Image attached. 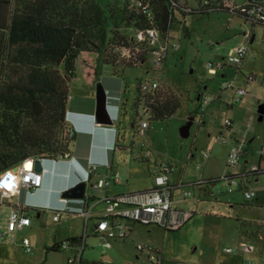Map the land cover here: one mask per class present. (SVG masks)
<instances>
[{
  "label": "rangeland",
  "instance_id": "374dc122",
  "mask_svg": "<svg viewBox=\"0 0 264 264\" xmlns=\"http://www.w3.org/2000/svg\"><path fill=\"white\" fill-rule=\"evenodd\" d=\"M96 1L105 6L112 0ZM182 3L192 12L184 18L176 14L167 38L156 36L146 62L125 72L126 113L122 114L119 129L126 148L115 151L113 169L126 183L112 184L110 197L150 190L154 161L162 165L173 159L177 168L170 174V180L173 176L177 184L184 186L202 184L176 191L179 195L183 190L190 192L180 206L192 214L184 227L179 231L156 229L152 234L149 246L161 251L163 264H242V261L243 264H264V165H261L263 173L257 176L235 178L236 187H228V182L223 180L227 175L242 174L244 151L247 152L246 169L257 166L256 151L264 146V116L262 121L257 120V108L264 104V29L259 25L251 27L242 17L226 11L206 10L208 7L200 11L204 0H183ZM250 34H253L251 42ZM240 43L246 46L247 55L238 72L237 66L227 62V57ZM160 57L163 62L155 66ZM218 62H223L224 67L215 75L209 74L206 65ZM139 81H154L159 88L170 89L178 97L180 107L172 117L162 121H150L139 108L140 119L148 127L142 133L137 130L135 133L130 125V105ZM83 84L78 72L77 80L70 86L68 104L80 105L88 100L95 103L98 84L110 91L123 89V82L112 77L106 67L101 69L92 89L86 90ZM227 85L229 88H224ZM237 89L245 95L235 103ZM197 91L210 99L206 107L195 99ZM190 118L193 122L189 135L183 138L181 128ZM225 120L231 122L230 127L224 126ZM218 136L224 137L226 143L217 142ZM232 147L241 148V154L236 165L228 167L227 156ZM69 149L73 150L72 143ZM147 151L150 156L146 161ZM203 153L208 156L206 162L201 157ZM211 179L216 181L207 183ZM246 189L254 193L250 200L243 197ZM7 211L6 206L0 207V227L8 217ZM28 215L29 229L14 238H0V264H67V257L72 253L68 249L52 251L51 247L58 241L67 245L66 235L70 233L81 239L84 251L80 257L84 261H98L106 255L118 264L145 263V257L135 249L136 245H148L144 244L143 235L133 241L115 240L110 249H103L97 237L91 235L93 220L64 223L61 217L56 223L48 211L41 212L40 218L35 211ZM23 238L30 241L31 254L23 252ZM241 243L252 246L254 252L243 256ZM228 248L231 253L225 252Z\"/></svg>",
  "mask_w": 264,
  "mask_h": 264
},
{
  "label": "trees",
  "instance_id": "16d2710c",
  "mask_svg": "<svg viewBox=\"0 0 264 264\" xmlns=\"http://www.w3.org/2000/svg\"><path fill=\"white\" fill-rule=\"evenodd\" d=\"M182 1L112 0L101 6L96 0H0V174L27 159L58 161L70 152L74 133L67 138L71 129L66 120L67 105L70 86L77 80L78 72L86 90L93 88L104 67L123 82L111 156L116 150L125 149L119 129L122 114L126 113L125 72L141 67L152 52L148 31L166 39L175 15L184 18L192 12ZM230 2L231 8L227 6ZM239 4L241 0H204L200 11L222 10L247 21L246 15L232 8ZM205 7L208 8L202 9ZM254 25L264 29L262 24ZM144 83L148 81L135 85L130 105V125L135 133L141 131L143 122L139 108L150 121H162L180 107L178 97L170 89L159 88L156 82L157 89L143 92ZM201 97L196 93V100ZM263 161L264 156L259 157L257 169L250 176L263 173ZM156 167L158 174L171 170L170 164ZM165 168L167 171L161 172ZM238 177L243 175H227L223 179ZM201 184H173V198L175 191ZM95 229L93 225L94 234ZM80 240L69 239L67 243ZM60 247L56 244L51 250L58 251ZM78 264L103 263L86 262L80 257Z\"/></svg>",
  "mask_w": 264,
  "mask_h": 264
},
{
  "label": "built area",
  "instance_id": "2783aa9c",
  "mask_svg": "<svg viewBox=\"0 0 264 264\" xmlns=\"http://www.w3.org/2000/svg\"><path fill=\"white\" fill-rule=\"evenodd\" d=\"M232 3L227 4L231 8ZM240 14L247 16V22L250 24H262L264 25V0H241V4L233 6ZM148 38L150 44L153 46L156 41V34L153 31H148ZM246 57V47L244 45H238L233 48L227 57V62L233 65H239L242 60ZM160 61V59H159ZM159 61L155 63V66H159ZM223 62L208 63L206 69L209 74H217L223 67ZM250 80L252 78L250 77ZM158 85L156 82H148L141 85V91L151 92L157 89ZM224 88H229V85ZM245 95V92L241 89L235 91L234 102H238L240 98ZM210 102L208 97L202 100V105H207ZM231 122L228 120L224 121L226 128L230 127ZM148 125L146 122H142L140 125L141 131L146 130ZM73 134L72 129H69L67 138H70ZM217 142L225 144L226 140L224 137H217ZM242 144V143H241ZM241 148L232 147L227 156V166L234 167L237 162V158L240 157ZM258 157L264 156V146L256 151ZM62 159L70 158L69 152H66ZM149 156V152H145V157ZM207 154L203 153L202 158L207 159ZM30 164V167L26 165ZM96 165H90L88 172L92 173L96 169ZM164 167V165L162 166ZM255 165L245 170L243 177L249 175V173L256 171ZM166 168L162 169L161 172H166ZM6 177V178H4ZM6 180L7 186L0 188V195L2 198L8 196L16 190L24 189L31 193L41 188L43 184V174L34 170V160L27 159L20 163L16 168L7 170L0 174V179ZM228 182V187H236L238 183L235 178L223 179ZM88 174H85L83 182H89ZM14 182L16 187L13 191L10 190V186ZM110 182L115 184H121L122 181L117 174H111L110 177L103 178L93 185V189H100L108 186ZM190 196V192L183 190L181 198L185 199ZM254 196L252 191L243 192V197L246 200L251 199ZM173 200V189L167 181V173H159L154 178V187L149 191H144L135 194L120 195L117 197H111L105 199L104 211L95 224L96 226V237L102 248L109 249L111 247V241L115 238L125 239L127 231V223L138 224L141 226H156L164 230H178L181 228L189 219L190 214L183 210H178L172 207ZM66 202V203H65ZM67 200H64L65 206L60 209H53L52 220L57 222L59 215L63 212L79 213L84 216L87 221L89 218L90 210L93 207H89L86 204V199L76 200L77 205L67 204ZM75 207V208H74ZM89 207V208H88ZM76 210H74V209ZM30 225V219L23 215L20 211L19 206L12 209L6 219L3 227H0V238H10L16 228L28 227ZM63 249L67 246H62ZM21 248L25 254H31L32 248L30 241L24 238L21 241ZM136 250L145 257L144 264H161V259L158 254L152 251V249L137 245ZM82 248L80 252L73 254L67 261V264H78ZM241 253L253 252V247L248 244L240 245ZM225 252L231 253L230 248L226 249ZM176 264H187V263H176ZM250 264H253L252 262Z\"/></svg>",
  "mask_w": 264,
  "mask_h": 264
},
{
  "label": "crops",
  "instance_id": "0c3cea01",
  "mask_svg": "<svg viewBox=\"0 0 264 264\" xmlns=\"http://www.w3.org/2000/svg\"><path fill=\"white\" fill-rule=\"evenodd\" d=\"M246 23L248 25H250L251 27L255 26V25L252 26V24L248 23L247 21H246ZM249 38H250V42L253 41V34H250ZM240 45H244V44L240 43ZM246 52H247V48H246ZM246 55H247V53H246ZM221 77H225V75L222 74ZM105 90L108 92L109 95H112V96H120V94H121V91H118V92L110 91L107 88H105ZM197 93L201 94L202 100L206 97L201 91H197ZM200 102H201V100H200ZM258 102H260V101H258ZM207 105H205L204 107H206ZM109 112L112 115L115 114V110L112 108L109 110ZM67 113H68V119L72 122V124L76 128V133L74 134V140L72 142L73 150L70 149V158L68 160L60 161L56 164L45 165L44 168L46 169V171L43 173L44 174L43 175V185L38 190L32 191L31 193L27 192L24 189L16 190L4 198H2L0 195V207L3 205L6 206V208H8V211H7L8 215H9L10 211L12 209H14L16 206H19V209L23 213V215L28 217L29 219H30V217H29L28 213L30 211L37 212V218H40L41 212H43V211H48L52 215L53 209H60L63 206H65L66 202L63 203V201H61V197H60L61 192L71 188L72 186H74V185L78 184L80 181H82L85 177L84 169L89 168L90 165H96L97 167L90 174V181H89L88 185L86 186V191L89 188L90 193H88V195H86V192H85V195H86L85 197L87 198L86 204L89 205V207L93 206L90 210L88 220L86 221L84 216L79 214V213L63 212L59 215V219L56 222V223H59L61 220V217L64 218V221H63L64 223L75 222V223L79 224L81 220L85 221V222H88L89 220H93V223H92V226H93L97 223V221L99 220V218L101 217V215L104 211L105 203L103 200H105L106 198H111L110 197L111 185L113 184L114 186L115 185L120 186V185H124L126 183V181L123 182L121 180L122 181L121 184H115L113 182H110V184L108 186H105V187L100 188V189H96L97 191H95V189H93V185L96 184L99 180L106 178V177H110L111 174H116V172L113 169V157H114V155L111 156V152H110V146H111L112 141H113L114 131L111 129L112 126H107V127H103V128H101V127L98 128L96 126V123H94L95 103L91 102L89 100L85 104H80V105L73 104V103L68 104L67 105ZM246 156H247V152L244 151V154L242 156L243 168L241 169L242 172L240 171L241 173H244L245 170H247L246 167L248 165V161H247ZM144 158L147 161L148 157L144 156ZM169 160L171 162L170 161L167 163L165 162L161 166L166 165V164H170L171 170H170V172L167 173V181L170 185H173V184L176 185L177 183H176V180L174 179V177L172 176L171 180H170L169 176H170V174L173 173L174 169L177 168V163L173 159H169ZM204 160L206 162L208 160V157H207V159H204ZM154 164H155V172L152 174L155 178V176H157V174H158V169L156 166H160V165L158 163H156L155 161H154ZM262 164L264 165V161ZM198 168H199V166H198ZM53 172H55V174H53ZM47 175H49L53 179L49 180V178H46ZM247 176H249V175H247ZM4 184L7 186V182H5ZM4 184H0V188H4V186H5ZM153 186H154V181H153V184L150 187V189H152ZM15 187H16V184L14 182H12V184L10 186V190L13 191L15 189ZM91 191H95L96 193H91ZM246 191H249V189H246ZM178 193H180V192H178ZM178 193H176V191L174 192V198L172 200V207L175 209H178V210H183V208H181L180 206H182V204H183L182 201H184L185 199L181 198L180 197L181 195H179ZM67 201H68L67 204H69V205L75 206L78 204L76 202V200H67ZM74 210H76V209H74ZM183 211H185V210H183ZM191 217L188 219V221L191 219ZM135 225L136 224H133V223H127L126 238L125 239H119V238L113 239L111 241V247H112V242L115 240L133 241V240L137 239L138 236L143 235L142 239L145 242L144 244H148V245H142V246H146V247L152 249V251H154L155 253H157L159 258L161 259V262H162L161 264H163L164 259L161 255V251L160 250L158 251L157 249L150 247L151 245L149 246V244L151 243L150 241H152V239H151L152 234L154 232H156V229H161V228L156 227V226H141V225H139L140 227H142V229H137ZM184 225L176 231L181 230L184 227ZM30 227H31V220H30V225L28 227L24 226L22 228H16L10 238H14L15 235L29 229ZM162 230H164V229H162ZM91 235L96 237V235L93 232H91ZM66 236H67L66 241H68L69 239H79L76 235H74V233H70L69 235H66ZM81 242L82 241L80 240V242L76 243V244H68L67 243L68 246L66 245L67 247L64 249L62 247L65 245L63 243V241H58V242L54 243L53 246L55 244H61L59 251L60 250L66 251L68 249V251H70L72 253L71 255H69V257H67V261H68V259L73 254H76L78 252V248H79V246H81ZM241 244H244V243H241ZM136 246H135V248H136ZM83 251H84V247L82 246L81 256H82ZM253 252H254V249H253ZM138 253L140 255H144L140 252H138ZM249 253H252V252H249ZM249 253H241V254L243 256H245ZM105 256L106 255L102 256L101 259L98 260L97 262L103 263V261L107 260L106 258L108 257L111 260L110 264H118V263L114 262V260L111 257L107 256L105 258ZM86 262H93V261H86ZM171 264H176V263H171ZM242 264H243V261H242Z\"/></svg>",
  "mask_w": 264,
  "mask_h": 264
},
{
  "label": "water",
  "instance_id": "95a60500",
  "mask_svg": "<svg viewBox=\"0 0 264 264\" xmlns=\"http://www.w3.org/2000/svg\"><path fill=\"white\" fill-rule=\"evenodd\" d=\"M106 97H107V91L105 88L98 84L95 89V113H94V119L95 122L99 127L110 125L111 121L109 118V114L106 108ZM198 100V99H197ZM257 120L262 121L263 116H264V104H260L257 108ZM193 118H190L188 122L181 128V137L186 138L189 135V128L192 125ZM47 164H56V162L51 163V161L46 160V161H40V160H35L34 161V170L36 172H45L46 169L44 168V165ZM55 174V172H53ZM46 178H49V180L53 179L49 175L46 176ZM86 186L87 184L84 182H80L71 188L64 190L61 192L60 197L61 200H82L85 192H86ZM107 256H105L106 258ZM107 260L103 261V264H110L111 260L107 257Z\"/></svg>",
  "mask_w": 264,
  "mask_h": 264
},
{
  "label": "clouds",
  "instance_id": "9594fccd",
  "mask_svg": "<svg viewBox=\"0 0 264 264\" xmlns=\"http://www.w3.org/2000/svg\"><path fill=\"white\" fill-rule=\"evenodd\" d=\"M201 103V102H200ZM201 105H202V103H201ZM202 106H205V105H202ZM106 108H107V111H108V114H109V118H110V121H111V124L110 125H106V126H102L101 128H103V127H107V126H112L111 127V129L114 131V136H113V141H114V137H115V126H116V123H117V121H118V119H119V115H120V99H119V96H112V95H109L108 94V92H107V97H106ZM114 109L115 110V114L114 115H112L110 112H109V110L110 109ZM66 120H67V122L70 124V128L72 129V131H73V133L75 134L76 133V128H75V126L72 124V122L68 119V113H67V117H66ZM94 123H96L95 122V119H94ZM96 126H97V124H96ZM98 127V126H97ZM78 132V131H77ZM143 132V131H142ZM113 141H112V144H113ZM112 144H111V146H110V152H111V150H112ZM69 154H70V152H69ZM69 159V158H68ZM68 159H61V160H58V161H55V160H49V161H51V163H53V162H56V163H58V162H60V161H63V160H68ZM84 174H88V176H89V179H90V174L91 173H89L88 172V168L87 169H84ZM39 173H42L43 174V172H39ZM44 175V174H43ZM84 180V179H83ZM83 180L82 181H80V182H83ZM79 182V183H80ZM84 183H86L87 185H88V183L87 182H84ZM43 185V184H42ZM42 187V186H41ZM86 195H84V197H85ZM83 197V198H84ZM86 198V197H85ZM87 199V198H86ZM65 200H68V199H65ZM61 201H64V200H61ZM81 248H82V246H81ZM82 252V251H81Z\"/></svg>",
  "mask_w": 264,
  "mask_h": 264
},
{
  "label": "bare ground",
  "instance_id": "6f19581e",
  "mask_svg": "<svg viewBox=\"0 0 264 264\" xmlns=\"http://www.w3.org/2000/svg\"><path fill=\"white\" fill-rule=\"evenodd\" d=\"M201 103H202V99H201ZM4 178H6V177H4ZM5 182H6L5 179H3V180H2V178L0 179V184H4Z\"/></svg>",
  "mask_w": 264,
  "mask_h": 264
},
{
  "label": "snow or ice",
  "instance_id": "6c2138e0",
  "mask_svg": "<svg viewBox=\"0 0 264 264\" xmlns=\"http://www.w3.org/2000/svg\"><path fill=\"white\" fill-rule=\"evenodd\" d=\"M30 166H31L30 164L26 165V167H30Z\"/></svg>",
  "mask_w": 264,
  "mask_h": 264
}]
</instances>
